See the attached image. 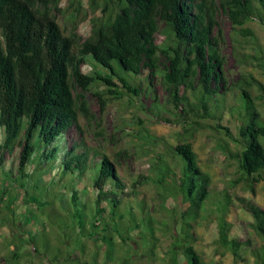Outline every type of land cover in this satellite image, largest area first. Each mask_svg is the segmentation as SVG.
<instances>
[{
  "label": "trees",
  "instance_id": "obj_1",
  "mask_svg": "<svg viewBox=\"0 0 264 264\" xmlns=\"http://www.w3.org/2000/svg\"><path fill=\"white\" fill-rule=\"evenodd\" d=\"M61 1L0 0V204L7 185L17 184L29 194L27 202L34 204L33 211H38L42 202L49 199L51 190L46 183L55 173L64 183L62 210L74 208V213L68 214L77 221L73 229L85 239L97 241L99 237L110 242L107 230L119 231L124 217H141L145 221L147 199H159L161 207L168 197L180 199V205L187 206L179 223V235L184 240L175 246H179L184 264H203L192 242L193 222L210 201L212 188L190 142L184 139L168 148L173 168L158 157L159 161L152 165L157 170L154 176L126 177L120 175L117 162L99 148L89 147L84 138L69 149L62 150V144L72 126L83 132L81 118L88 123L94 121L84 93L94 89L102 110L123 96L133 100L140 95L137 77L146 70V92L154 99L147 110L172 115L173 120L161 118L182 125L183 138L205 128L224 130L229 141L237 144V150L225 153L237 162L239 179L253 192L254 184L264 180V121L256 101L263 99L264 94L253 95L254 85L244 76V82L226 84L222 72L223 36L217 14L224 13L229 20L233 51L264 68L263 53L257 44L250 43L253 32L246 27L254 21L264 32V0H91L88 8H83L80 0L61 8ZM85 21L90 31L83 37L79 27ZM157 33L166 37L165 49L156 45ZM87 63L92 69L84 73ZM124 73L134 75V80ZM154 76L160 78L167 94L164 104L157 103L152 90ZM257 91L263 93L264 86ZM229 96L235 97L242 111L237 138L226 127H208L204 123L220 119L217 113ZM95 135L103 136L100 121ZM154 185L162 192L151 197L143 192ZM82 190L89 193L88 202L80 200ZM44 192L47 194L39 197ZM221 198L223 214L219 217L216 242L238 261L251 242L229 238L225 212L230 200L226 191ZM239 201L253 220L254 232L264 239V210L251 200ZM84 210L88 212L84 214ZM9 212L11 226L16 229V218L12 210ZM107 212L112 218L111 226L104 218ZM116 216L121 219L119 222L114 219ZM147 221L151 227V220ZM72 240L69 244L60 243L63 249L71 243L76 245L73 255L67 254L64 260L82 264L79 254L84 246L80 240ZM19 251L20 247L14 245L10 257H6L8 262L17 264ZM252 253L258 264H264V245ZM174 260L172 264H177ZM50 264H61V258L53 253Z\"/></svg>",
  "mask_w": 264,
  "mask_h": 264
},
{
  "label": "rangeland",
  "instance_id": "obj_2",
  "mask_svg": "<svg viewBox=\"0 0 264 264\" xmlns=\"http://www.w3.org/2000/svg\"><path fill=\"white\" fill-rule=\"evenodd\" d=\"M78 1L62 0L60 6L61 8L68 7ZM80 2L83 8H88L91 0H80ZM58 20L61 21L59 16ZM217 23L223 36L221 54L224 57V64L222 72L226 78V84L229 86L236 82H244L241 78L244 76L245 80L254 85L251 90L253 95L264 94V92L257 91L259 86H264V68L259 67L257 62L249 58L246 59L243 55L233 51L229 35L230 23L224 13L217 14ZM161 27L162 24L159 25V28ZM246 27L253 32V37L249 39L250 43L257 44L256 48L261 50L264 57V32L254 21ZM89 31L88 21L80 25L79 34L81 36L86 37ZM155 43L160 49H165L168 44L162 33L156 34ZM243 53L246 54V50H243ZM160 61L163 59L160 58ZM91 69V64L87 63L83 67V72L89 73ZM99 72L103 74L102 71ZM124 74L128 75L131 80L135 78L132 74ZM147 77L148 71L146 70H142L137 77L140 84L138 97L129 100L123 96L121 101L111 103L104 110L101 109V105L93 93L94 89L84 93L88 111L94 117V121L88 123L87 120L81 118L80 125L83 132L72 126L65 135L62 150L69 149L72 144H78L84 138L89 147L99 148L108 154L113 162L119 164L122 177L136 176L137 174L154 176L157 170L152 165L159 161L158 157L171 165L172 159L167 152L168 148L185 139L191 143L199 167L210 177L211 181L212 197L210 201L206 202L200 217L193 222L192 242L199 252L203 264H258L252 252L257 247L264 245V239L254 232L251 226L253 220L239 199L251 200L264 210V180L254 184L253 192L247 189L245 181L239 179L237 162L225 153V150H237V144L229 141L224 130L216 131L205 128L192 137L183 138L184 127L182 125L167 123L161 118L173 120L172 115L163 112L158 115L147 110L154 100L153 96L146 92ZM151 83L157 103L164 104L167 94L161 87L160 78L158 76L151 77ZM103 88L101 85L100 89ZM256 101L260 118L264 121V97ZM230 107L233 109L232 111L229 110ZM217 115L220 116V119L206 120L204 123L208 127L217 124L226 127L231 136L237 138L242 111L238 108L235 97H227L223 108H220ZM99 121L103 131L102 137L95 135ZM81 151L78 149V152ZM4 157L7 159V154L4 153ZM174 171L178 173V169ZM59 177L54 173L51 180L46 183L51 192L48 193L47 202L43 201L38 211H33L34 204L27 202L29 194L26 195L22 188L17 184L9 183L7 185L0 204V264H12L6 257H10L14 245L20 247L18 252L20 258L17 264H50L53 253L61 258V264H70L64 259L68 255H73L76 245L71 243L66 249H63L64 246L60 243L66 241L69 244L70 241H73L72 239L80 240L84 246L83 253L79 254V258L84 264H172L175 258L177 264H184L179 246H175L184 240V237L179 235L181 232L179 223L181 213L187 206L180 205V199L168 197L164 207L159 206V199L154 202L147 199L148 211H145V221L141 217H136L134 220L124 217L127 219L122 220L118 227L119 231H114L111 228L107 230L110 242H103L99 240V237L97 241H94L85 239L83 234L73 229L77 221L70 219L68 214H73L74 208L68 212L62 210L60 201L66 196L63 194L64 183L58 180ZM262 178L264 179V176ZM55 191L56 193H54ZM223 191L227 192L230 200L225 212V220L229 223V238L241 241L248 239L251 242L250 247L240 253L238 261L226 248L216 242L218 221L223 214L221 209ZM143 192H147L151 197L156 195V192L161 193L162 190L154 185ZM45 194L47 193L44 192L41 196L36 194V196L42 197ZM80 196L82 202H88L90 199L89 193L83 190ZM45 199L43 197V200ZM10 210L13 211L14 220L16 218V225L18 224L16 229H13L9 220ZM85 212L88 211L84 210L83 213L85 214ZM104 218L111 226L112 218L108 212L104 214ZM114 219L117 222L121 220L118 216ZM147 220H151V227H149L153 228L152 233ZM85 224L88 225V221ZM136 224L140 227L136 228ZM36 251L40 255H37ZM173 252H175V257ZM33 254L34 256H32ZM94 259L95 263H93Z\"/></svg>",
  "mask_w": 264,
  "mask_h": 264
}]
</instances>
